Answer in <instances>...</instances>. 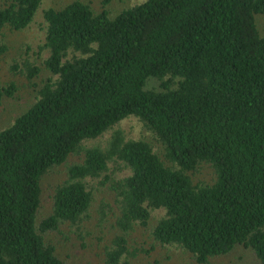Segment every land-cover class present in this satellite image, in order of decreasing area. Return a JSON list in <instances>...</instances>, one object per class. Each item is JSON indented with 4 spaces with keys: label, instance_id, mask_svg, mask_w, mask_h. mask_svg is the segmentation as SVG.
Returning <instances> with one entry per match:
<instances>
[{
    "label": "trees",
    "instance_id": "trees-1",
    "mask_svg": "<svg viewBox=\"0 0 264 264\" xmlns=\"http://www.w3.org/2000/svg\"><path fill=\"white\" fill-rule=\"evenodd\" d=\"M42 1L3 0L0 33L28 27ZM109 2L45 9L36 59L11 64L30 84L45 77L0 129V264H70L49 235L80 230L95 181L113 192L100 219L113 215L119 231L105 264H130L126 236L155 209L153 242L200 264L240 248L264 264V0H141L112 16ZM15 90L0 83V102ZM128 117L159 151L117 128ZM58 166L65 177L40 216L42 180Z\"/></svg>",
    "mask_w": 264,
    "mask_h": 264
},
{
    "label": "rangeland",
    "instance_id": "rangeland-1",
    "mask_svg": "<svg viewBox=\"0 0 264 264\" xmlns=\"http://www.w3.org/2000/svg\"><path fill=\"white\" fill-rule=\"evenodd\" d=\"M73 0H43L33 21L23 30L9 31L7 29L0 33V40L3 41L7 50L0 57V83L8 84L13 82L16 90L12 96H5L0 102V129L8 126L14 118L24 112L31 104L35 96L36 85L41 82L45 73L32 80L33 84L21 74H14L10 70L14 59L22 58L36 59V52L39 45L43 41V11L51 6L61 7ZM88 2L93 10L102 8V0H82ZM141 0H110L106 8L111 16L118 13L121 9L133 6ZM3 0H0L2 3ZM259 30L264 34V14L258 15L256 18ZM41 57H46V52H41ZM153 84V81L149 83ZM124 134L130 137H147L155 151L160 150V145L154 141L149 132H147L141 123L135 117H128L117 124ZM109 132L104 133L101 137L85 141V145L105 143ZM78 160L77 156H71L69 162ZM200 178L210 174L209 167H201L199 169ZM65 177L64 167L58 166L50 171L42 180V196L40 206V216H45L50 208V195L53 186ZM94 184V200L91 205L90 214L84 218L81 228L78 231L67 230L63 228L62 233L49 235V238L56 245V252L67 260L70 264H105L103 258V246L108 244L110 240L118 234V230L113 226L114 216L108 215L104 219H100L98 208L99 202L104 200L113 204V192L105 186H98L96 181ZM161 209L151 210L150 220L147 226L135 225L127 238V244L130 250L135 249V255L126 257L130 264H200L194 261L191 255L176 245L159 244L153 242L150 231L157 219L162 216ZM153 245L152 249L150 247ZM150 249V250H149ZM148 250V251H145ZM228 262L231 264H259L254 255L248 249H235L231 253L224 256L210 258L203 264H217Z\"/></svg>",
    "mask_w": 264,
    "mask_h": 264
}]
</instances>
